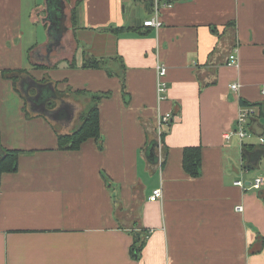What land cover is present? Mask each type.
Instances as JSON below:
<instances>
[{"label": "crops", "instance_id": "1", "mask_svg": "<svg viewBox=\"0 0 264 264\" xmlns=\"http://www.w3.org/2000/svg\"><path fill=\"white\" fill-rule=\"evenodd\" d=\"M155 16L159 28L143 26ZM93 97L100 139L59 148ZM263 103L264 0H0V146L20 152L0 175V264H264V202L234 185L251 170L244 143L226 141L241 109L256 118ZM190 147L195 178L182 166Z\"/></svg>", "mask_w": 264, "mask_h": 264}, {"label": "trees", "instance_id": "2", "mask_svg": "<svg viewBox=\"0 0 264 264\" xmlns=\"http://www.w3.org/2000/svg\"><path fill=\"white\" fill-rule=\"evenodd\" d=\"M74 10L72 15H74ZM116 31V30H114ZM83 68H99V61L96 60H87ZM3 76L10 78L14 85L17 86L18 74L15 72L4 73ZM93 105L88 112L83 116L80 127L74 131L72 134L68 135H59V148L65 150H77L79 149L80 144L89 138H94L96 141L100 139L99 132V112L96 105L97 98L93 97ZM246 105V103H242ZM253 106V105H252ZM259 107V116L263 115L264 103L257 104ZM249 107V106H248ZM257 122L256 118H251L249 121V130L253 133L256 132V127L254 128L255 123ZM253 125V126H252ZM252 126V127H251ZM257 128L262 132L263 126L259 125L257 122ZM257 133V132H256ZM148 151V147H147ZM149 154V153H147ZM20 155V152L17 150H5L0 146V175L2 173H12L17 170V160ZM155 154L151 157L149 155V160L155 162ZM242 157L244 159V165L247 170H253L258 168L259 162L264 158V146H255V145H243L242 147ZM183 170L191 177H198L200 174L201 168V149L199 147H190L185 148L183 151L182 158ZM259 196L264 202V191L259 193ZM144 237V236H143ZM144 238H140V234H133V243L130 248V255L133 259H138L141 254V250L144 246ZM257 243H260V248L264 246L263 239H259ZM259 248L256 245L250 248V253L258 252Z\"/></svg>", "mask_w": 264, "mask_h": 264}, {"label": "built area", "instance_id": "3", "mask_svg": "<svg viewBox=\"0 0 264 264\" xmlns=\"http://www.w3.org/2000/svg\"><path fill=\"white\" fill-rule=\"evenodd\" d=\"M160 25H161V22L159 21L157 16L143 23L144 27H149V28H154V29L159 28ZM226 66H229V67L238 66V59H237L235 52L228 55L227 60H226ZM156 70H157V75H156L157 100L163 101L165 100L166 93H167V86L164 81V78L167 73V68L164 65H157ZM239 88H240V85L238 83H233L229 85V89L234 93H236L239 90ZM253 117H254V111L252 109H247V108L241 109V111L238 114L237 120H236L235 128L232 132H230L226 136V141H230L231 138L234 137L237 140V143L242 145L245 140L250 139L251 135L249 133L250 130L248 128L249 127L248 125H249L250 119ZM173 120H174V117L170 113L159 115L158 117L159 129L168 127L173 122ZM159 135H161V133H159ZM157 148H158V143H157ZM234 185H236L237 187H240L241 189H246V190L248 189L260 190L261 187L264 185V178L256 177L252 183H249L247 185L244 184L243 181H236ZM161 198H162L161 189H155L152 191V194L149 197V201L155 202V201L160 200ZM237 211L241 212L242 208L237 207Z\"/></svg>", "mask_w": 264, "mask_h": 264}, {"label": "rangeland", "instance_id": "4", "mask_svg": "<svg viewBox=\"0 0 264 264\" xmlns=\"http://www.w3.org/2000/svg\"><path fill=\"white\" fill-rule=\"evenodd\" d=\"M40 17H41V13H40ZM39 19H40V18H39ZM39 19H38V20H39ZM39 23H40V22H39ZM40 27H41V26H40ZM92 102H93V99H92ZM256 116H257V117H256ZM255 117H256V119H257L258 124H259V125H262V126L264 127V109H263V115H261V117L259 116L258 113H257V114L255 113ZM248 131H249V130H248ZM246 132H247V130H246ZM256 132H258V133L261 134L263 131L260 132V130H257V128H256ZM256 132L253 133L252 131H249L251 137H250V139L244 141V145H255V146H256V145H257V146H260V145H261L262 142L259 141V137H261V138L264 140V132H263V135H262V136L257 135ZM263 144H264V141H263L262 145H263ZM234 158H235V159H233V160H235L236 166H239L240 153H239V151H237V149L234 150ZM250 175H251L250 178H251L252 181L249 182V183H252L255 177H261V178H264V158L261 159V162H260L258 168L251 170ZM261 189H262V190L264 189V185L261 187ZM261 189H260V190H255V189H253L252 191H255V192H257V193H260V192H263ZM259 197H260V196H259ZM260 198H261V197H260Z\"/></svg>", "mask_w": 264, "mask_h": 264}, {"label": "water", "instance_id": "5", "mask_svg": "<svg viewBox=\"0 0 264 264\" xmlns=\"http://www.w3.org/2000/svg\"><path fill=\"white\" fill-rule=\"evenodd\" d=\"M156 148H157V143L155 142L152 146H151V148H150V150H149V155H150V157H151V155L153 156L154 154H155V150H156ZM155 157V162L157 163V157L156 156H154Z\"/></svg>", "mask_w": 264, "mask_h": 264}]
</instances>
